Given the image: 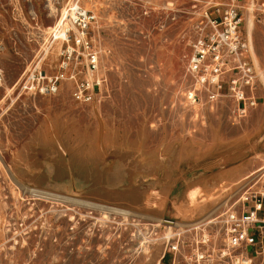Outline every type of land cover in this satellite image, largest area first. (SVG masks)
Here are the masks:
<instances>
[{
    "label": "rangeland",
    "instance_id": "obj_1",
    "mask_svg": "<svg viewBox=\"0 0 264 264\" xmlns=\"http://www.w3.org/2000/svg\"><path fill=\"white\" fill-rule=\"evenodd\" d=\"M77 3L103 80L89 102L63 74L89 76L59 34ZM232 4L260 73L244 113L187 99L206 14ZM0 73V264H184L169 245L263 184L264 0H0Z\"/></svg>",
    "mask_w": 264,
    "mask_h": 264
},
{
    "label": "built area",
    "instance_id": "obj_2",
    "mask_svg": "<svg viewBox=\"0 0 264 264\" xmlns=\"http://www.w3.org/2000/svg\"><path fill=\"white\" fill-rule=\"evenodd\" d=\"M212 11L211 15L206 14V24L188 58L194 88L187 92V99L190 104H197L203 99V94L210 100L233 96L238 109L244 113L258 104L252 90L260 73L250 57L249 39L243 31V14L236 4L220 5ZM93 19L94 16L78 3L73 4L63 16L64 23L60 24L59 30L66 43L68 60L82 55L77 47L88 49L89 76L76 79L74 74L63 73L67 78L75 79L72 94L81 102L92 101L103 82L97 76V54L90 49L86 36ZM58 76H50L49 81L39 87L49 92L56 91ZM262 177L263 184L247 190L238 209L230 208L223 213L218 220L220 231L211 232L202 224L199 235L192 239H177L167 250L171 254L181 253L184 264H264V173Z\"/></svg>",
    "mask_w": 264,
    "mask_h": 264
},
{
    "label": "bare ground",
    "instance_id": "obj_3",
    "mask_svg": "<svg viewBox=\"0 0 264 264\" xmlns=\"http://www.w3.org/2000/svg\"><path fill=\"white\" fill-rule=\"evenodd\" d=\"M102 77V76H101ZM101 77H99V78H101ZM102 79V78H101Z\"/></svg>",
    "mask_w": 264,
    "mask_h": 264
}]
</instances>
